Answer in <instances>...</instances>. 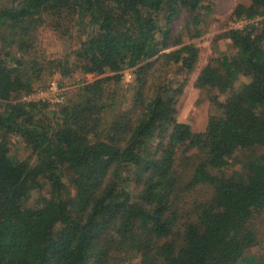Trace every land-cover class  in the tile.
Returning <instances> with one entry per match:
<instances>
[{
  "label": "trees",
  "instance_id": "trees-1",
  "mask_svg": "<svg viewBox=\"0 0 264 264\" xmlns=\"http://www.w3.org/2000/svg\"><path fill=\"white\" fill-rule=\"evenodd\" d=\"M212 1L0 0V264H107L116 251H135L139 264H237L258 245L264 0L234 6L245 23L224 34L233 50L196 78L213 107L205 127L176 117L198 58L188 40ZM40 27L69 41L63 54L39 52ZM125 69L135 74V104H107L104 117L95 102L109 99L104 83ZM60 70L106 76L51 116L38 109L46 101L19 99ZM244 73L249 79L222 99ZM250 133L258 152L224 168ZM68 174L75 196L65 191Z\"/></svg>",
  "mask_w": 264,
  "mask_h": 264
},
{
  "label": "rangeland",
  "instance_id": "rangeland-1",
  "mask_svg": "<svg viewBox=\"0 0 264 264\" xmlns=\"http://www.w3.org/2000/svg\"><path fill=\"white\" fill-rule=\"evenodd\" d=\"M212 3V11L205 17L200 26V33L197 38L188 40L194 45V50L197 53V64L195 70L187 77L186 82L182 88V92L177 96L176 100V117L179 121L187 122L192 129H202L205 127V113L208 110V114L212 112V106L208 107L207 98L209 95L202 93L195 85L196 78L200 70L207 64L217 63L219 53L230 52L233 47L230 45L229 39L224 35L231 28H241L244 25V21L235 20L233 18L232 9L238 3H246V0H214ZM261 19L257 18L256 20ZM41 28V27H40ZM39 28V29H40ZM38 29L37 40L39 41L37 49L39 52H43L46 57L59 56L65 51L64 48H68L67 40L58 38L54 32L49 29ZM73 41L72 43H74ZM158 58L155 56L153 61ZM106 74L98 75L94 73L81 72L80 70H74L67 73V71L60 70L56 72L48 81H46L45 87L37 88L34 92L26 95V99L22 96L20 100H43L45 95L49 93V88L52 83L57 84L58 91L63 92L64 99L62 103H51L45 100L47 103L45 106L40 105L39 111L43 114L51 116L56 111L59 105L66 103L70 99L80 98L82 94L81 86L84 83H91L104 78ZM135 74L132 69H125L122 71V77L119 81L110 80L104 83V89L109 94V99L105 100V94L102 98L96 100L95 108L100 110L102 116L109 117V113H112L110 107L105 105L113 103V111L117 108H123L124 110H131L136 100V83ZM182 77L179 78V80ZM249 79V74L244 73L236 80L230 81L229 87L226 93L221 95L222 99H227L230 92H232L239 84L246 82ZM102 106V107H101ZM101 107V108H100ZM103 108V109H102ZM36 113V111H34ZM253 134L250 133L246 139L244 146L235 154V156L227 160L224 168H228L231 171H235L239 166L240 157L243 153L258 152V150L251 144L253 141ZM20 147V146H19ZM21 148V147H20ZM189 148L188 151H191ZM189 153V152H188ZM25 151L20 152V156L24 157ZM183 158V157H182ZM182 158L181 161L182 162ZM233 161V162H232ZM65 191L69 192L72 196H75V188L71 182L70 174L64 179ZM128 189L133 194L137 191V186L130 181ZM45 193V191H44ZM41 192H34L33 199L40 197ZM193 194H198L193 191ZM191 204L194 197L192 195L187 197ZM188 204V203H186ZM255 231H258L259 243L258 245L250 248L244 254L243 258L237 264H264V211L261 212L254 223ZM177 226V225H176ZM107 264H139V257L134 251H116L112 253Z\"/></svg>",
  "mask_w": 264,
  "mask_h": 264
},
{
  "label": "built area",
  "instance_id": "built-area-1",
  "mask_svg": "<svg viewBox=\"0 0 264 264\" xmlns=\"http://www.w3.org/2000/svg\"><path fill=\"white\" fill-rule=\"evenodd\" d=\"M23 98L26 99L27 97L24 96ZM63 99H64L63 92H59L57 84L52 83L49 88V93L45 95L43 101L47 100L48 102L58 104V103H62Z\"/></svg>",
  "mask_w": 264,
  "mask_h": 264
}]
</instances>
